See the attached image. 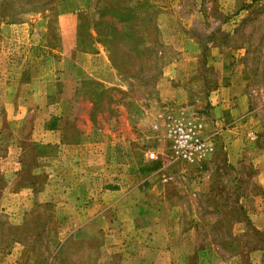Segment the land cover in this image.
<instances>
[{
	"label": "rangeland",
	"instance_id": "374dc122",
	"mask_svg": "<svg viewBox=\"0 0 264 264\" xmlns=\"http://www.w3.org/2000/svg\"><path fill=\"white\" fill-rule=\"evenodd\" d=\"M13 2L15 6L18 3ZM134 2L145 5L140 7L141 20L133 36L120 47L119 61L123 69L119 71L123 74L120 89L117 86L106 89L99 81L82 79L81 95L75 97L79 101L74 103L81 119L87 118L89 111L95 132L104 133L112 141L109 148L105 147L109 156L103 159L110 165L109 177L118 178L115 176L117 169L125 167L123 180L128 191L134 193L132 190L137 189L133 184L140 188L134 197L137 207L127 205L120 212L107 210L106 217H137L142 222L153 216L165 219L174 215V219L180 218L174 226L179 225L183 230L195 215L199 217L198 231L208 234V247L216 248L227 258L228 264H235L240 254L245 255V248L264 246L261 221L258 223L260 229L247 225L242 219L249 218V211L259 218L264 216V185H261L264 176H259V172L264 171V162L259 159L264 154V0H161L166 10L157 9L149 0ZM45 3L51 9L42 15L15 14L18 22L29 21L31 28L38 29L35 41L44 35L50 45H63L66 51L70 52L73 44L80 43L79 50L94 52L95 48L89 43V25L81 31L79 24L81 19L84 22L85 18L95 16L96 11L84 12L81 19L77 16L59 20L52 8L55 0ZM5 22L8 19L0 17V26ZM164 24L171 28V33L160 30ZM46 25L49 26L48 34L43 30ZM183 52L192 61L200 60L189 65L184 78L169 77V64L180 60ZM223 56L224 65L212 64L213 76L209 77L208 58L221 60ZM239 56L245 58L241 67L248 81L255 115L254 122L249 125L252 136L243 138L238 153L219 149L220 139H216L215 152L219 154L212 153L207 161L199 162L200 165L174 159L167 136L169 115L205 123L210 84H219L223 69L224 81H227L228 73L237 67ZM152 151L158 156L156 160L149 157ZM147 169H158L157 188L151 192L144 186ZM200 170L206 172L202 180L198 176ZM3 210L0 209V264H144L141 256L125 255L118 240L114 239L117 235L113 236L116 232L124 233L123 248L127 246V236L136 241L142 238L131 222L118 220L108 224V232L113 237L105 244L103 229L98 228L97 222L61 226L52 214L40 209L30 213L26 223L15 225L9 222ZM81 225L79 232L73 231L75 226ZM142 231L145 233V229ZM60 232L61 237L72 232L77 239L67 238L61 242ZM229 232L232 237L224 236ZM220 234L223 237L219 239ZM231 241L233 250L224 251ZM22 250H28L29 254L20 256Z\"/></svg>",
	"mask_w": 264,
	"mask_h": 264
},
{
	"label": "crops",
	"instance_id": "0c3cea01",
	"mask_svg": "<svg viewBox=\"0 0 264 264\" xmlns=\"http://www.w3.org/2000/svg\"><path fill=\"white\" fill-rule=\"evenodd\" d=\"M160 1L149 0L157 5V9L166 10ZM97 6H102L99 0H55L53 12L59 20L61 17L73 19L78 13L96 11ZM43 30L48 34L49 26H43ZM160 30L172 32L165 24ZM36 32L38 29L31 28L29 21L5 22L0 26V209L8 214L9 222L24 224L30 213L45 209L61 226L97 222L98 228L103 229L105 244L117 235L114 239L118 240L125 255L141 256L145 259L144 264H228L227 258L216 248L208 247V234L198 231L199 217L195 215L183 230L179 225L174 226L180 219H174V215L169 219L159 215L149 217L142 220L145 224L137 217H106L107 210L120 212L127 205L137 207L134 197L140 188L133 184L137 189L132 190L134 193L128 191L123 180L125 167L117 169L115 176L118 178L109 177L110 165L103 159L107 154L109 156L105 147L109 148L112 141L104 133L95 132L89 111L87 118L81 119L80 110L75 109L74 103L79 101L75 97L81 95L79 84L82 79L99 81L106 89L114 86L120 89L123 74L114 66L108 49L97 41L92 28L94 52L79 50L76 44L70 52L66 51L63 45H50L48 37L45 40L42 34L35 41ZM211 58L207 64L209 77L213 76L212 64L220 66L225 62V56L221 60ZM198 60L192 61L183 52L180 60L169 64L167 74L171 78H184L189 65ZM244 60L239 56L237 67L228 73L227 81H224L223 69L219 84H210L208 117L204 123L206 134L216 135L220 139L219 149L230 153H238L243 138L253 134L249 125L254 122L255 115L248 81L242 72ZM259 159L264 162L263 153ZM147 172L144 186L151 192L157 188L158 169H147ZM205 175L204 170L198 172L201 180ZM259 176H264V171L259 172ZM151 211L154 213V209ZM118 220L133 223L143 237L136 241L127 236V246L123 248L124 233L116 232L111 236L107 227ZM248 220L257 227L259 221L264 225V216H253L250 211ZM83 225L75 226L73 231L79 232ZM75 236L71 232L61 237L60 232L59 240L62 242ZM261 236L264 237V232ZM243 252H246L245 260L240 254L239 262L235 264H264V246L247 248ZM28 254V250H22L19 255Z\"/></svg>",
	"mask_w": 264,
	"mask_h": 264
},
{
	"label": "trees",
	"instance_id": "16d2710c",
	"mask_svg": "<svg viewBox=\"0 0 264 264\" xmlns=\"http://www.w3.org/2000/svg\"><path fill=\"white\" fill-rule=\"evenodd\" d=\"M18 3L14 5L13 0H3L0 2V17L8 19V22L14 23L18 22L15 14L21 15L28 13L29 15H34L38 13H43L49 9L48 3H45L46 0H15ZM258 1V0H254ZM102 3L101 8L96 7L95 16L91 19L85 18L82 22V17H84V12L78 13V18L81 19V24H79V30H83L85 26L89 25V28L93 29L97 34V41L102 43L109 51L110 58L117 68L118 71L123 70L119 57L121 54L120 47L124 45L127 40H130L131 35L135 32L137 23L141 20V5H145L142 2H133L131 0H99V4ZM55 9L54 7H52ZM81 31H79V37L81 36ZM90 32V31H89ZM89 43L93 44V35L89 33ZM60 47V46H59ZM80 47L78 43L77 48ZM218 146V144H217ZM247 225L253 226L248 220V217L245 216L242 218ZM224 236L232 237L231 232L224 234ZM223 235H219V239ZM234 240V239H233ZM221 244V243H220ZM222 247L225 246V243L221 244ZM233 241L227 245L224 251L233 250ZM247 249V248H245ZM245 256V255H244ZM246 257V256H245Z\"/></svg>",
	"mask_w": 264,
	"mask_h": 264
},
{
	"label": "built area",
	"instance_id": "2783aa9c",
	"mask_svg": "<svg viewBox=\"0 0 264 264\" xmlns=\"http://www.w3.org/2000/svg\"><path fill=\"white\" fill-rule=\"evenodd\" d=\"M169 119L168 138L171 140L172 157L193 164L205 160L217 148L216 135H208L201 122L187 120L185 117ZM152 160L158 158L156 152L149 153Z\"/></svg>",
	"mask_w": 264,
	"mask_h": 264
}]
</instances>
